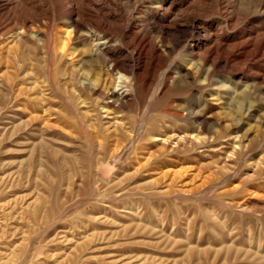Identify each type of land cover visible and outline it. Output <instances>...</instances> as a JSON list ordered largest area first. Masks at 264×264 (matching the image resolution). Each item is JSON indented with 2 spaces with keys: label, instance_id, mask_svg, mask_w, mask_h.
<instances>
[{
  "label": "rangeland",
  "instance_id": "1",
  "mask_svg": "<svg viewBox=\"0 0 264 264\" xmlns=\"http://www.w3.org/2000/svg\"><path fill=\"white\" fill-rule=\"evenodd\" d=\"M0 264H264V0H0Z\"/></svg>",
  "mask_w": 264,
  "mask_h": 264
},
{
  "label": "bare ground",
  "instance_id": "2",
  "mask_svg": "<svg viewBox=\"0 0 264 264\" xmlns=\"http://www.w3.org/2000/svg\"><path fill=\"white\" fill-rule=\"evenodd\" d=\"M64 44V43H63ZM60 49H62L63 48V45L61 44V46L59 47ZM108 73V72H107ZM116 73V72H115ZM114 73V74H115ZM119 74H118V76L117 77H122L123 76V74L122 73H120V72H118ZM86 83V82H85ZM107 89V88H106ZM100 91H102V90H100ZM103 97H105V98H109V97H111L109 100L107 99V103L108 102H110L111 104H112V102H114V99L112 98V97H114V93H113V91H110V90H106V91H103V93L101 94ZM101 96V97H102ZM117 97V96H116ZM105 102V101H104ZM110 104V105H111ZM110 107V106H109Z\"/></svg>",
  "mask_w": 264,
  "mask_h": 264
}]
</instances>
